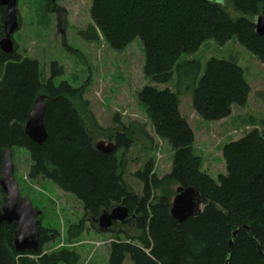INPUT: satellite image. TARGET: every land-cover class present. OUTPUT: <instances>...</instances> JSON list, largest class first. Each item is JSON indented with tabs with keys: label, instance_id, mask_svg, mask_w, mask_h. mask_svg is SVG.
Segmentation results:
<instances>
[{
	"label": "trees",
	"instance_id": "trees-1",
	"mask_svg": "<svg viewBox=\"0 0 264 264\" xmlns=\"http://www.w3.org/2000/svg\"><path fill=\"white\" fill-rule=\"evenodd\" d=\"M43 2L48 10L50 0ZM235 11L239 18L230 15ZM260 13L264 14V0H93L94 25L88 28L93 41L101 35L114 51L123 52L137 38L142 40L143 73L156 86H145L138 99L156 136L173 151L172 170L164 178L157 176L152 160L137 174L144 183L142 196L125 182L124 159L132 147L129 130L110 136L115 151L101 154L73 103L82 90L66 82L54 83L63 68L53 63L51 77L45 81L39 62L19 55L17 45L11 55L0 50V177L5 150L10 146L13 153L25 150L33 162L31 180L45 179L80 201L84 219L69 227V243L82 236L86 222L100 232L95 222L104 212L127 207L136 219L132 225H115L108 231L120 227L118 234L126 238L112 242L108 264H264V119L243 138L223 147L226 174L215 180L202 171L194 130L180 111L181 98L188 94L204 121L230 118L233 107H246L252 94L245 71L235 62L212 58L202 74L200 62L192 60L184 66L192 77L187 89H182L180 74L175 90L158 88L174 81L184 55H195L208 41L225 46L236 39L264 64V38L255 26ZM4 17L5 8L0 6V41L5 37ZM42 95L49 138L37 145L25 134V125ZM143 135L150 139L145 130ZM174 186L193 187L207 201L199 216L182 224L171 217ZM6 201L0 187V208ZM41 217L37 252H17V224L0 226V264L79 263L80 255L74 250L45 251L61 235L44 227ZM129 226L135 228V235L124 230Z\"/></svg>",
	"mask_w": 264,
	"mask_h": 264
},
{
	"label": "rangeland",
	"instance_id": "rangeland-1",
	"mask_svg": "<svg viewBox=\"0 0 264 264\" xmlns=\"http://www.w3.org/2000/svg\"><path fill=\"white\" fill-rule=\"evenodd\" d=\"M92 5L93 0H57L47 10L43 0H19L18 15L22 24L14 35L17 53L23 58L38 61L45 81L51 77V65L58 63L64 72L54 79L55 85L66 82L82 90L73 103L95 144L108 140L115 144L114 139L109 137H114L123 128L129 130L132 147L124 159L125 182L130 190L142 196L144 183L137 178V174L144 170L149 161H154L155 173L161 179L172 170V148L156 136L146 108L138 99L145 86L156 85L151 84L143 73L145 54L140 38L123 52L114 51L101 35L98 41L91 39L93 33L88 28L94 25ZM230 15L240 17L238 12H230ZM212 58L237 63L245 71L252 88L248 105L234 106L231 117L220 122L204 121L194 111L191 96L187 94L181 98L180 111L194 130V149L195 154L203 160L202 171L217 180L220 175L226 174L223 147L243 138L264 119V64L236 39L225 46L208 41L195 55L181 58L180 65L183 67L175 72L172 83L157 86L175 90L180 74L183 78L182 89H187L192 77L188 76L189 70L184 67L185 64L192 60L200 62L203 74L207 62ZM92 123L102 130L98 126L93 128ZM144 130L150 139L143 135ZM13 162L22 197L29 198L34 208L42 211L44 227L56 230L61 235L57 241L48 244L45 251L68 248L80 255L78 264H108L112 242L118 238L126 239L118 234L121 228H115L114 233H100L88 221L82 236L69 243V227L84 219L82 203L45 179L31 180L33 162L27 151L16 150ZM172 188L176 196L179 187ZM124 230L130 235L136 234L133 226Z\"/></svg>",
	"mask_w": 264,
	"mask_h": 264
},
{
	"label": "water",
	"instance_id": "water-1",
	"mask_svg": "<svg viewBox=\"0 0 264 264\" xmlns=\"http://www.w3.org/2000/svg\"><path fill=\"white\" fill-rule=\"evenodd\" d=\"M208 1L220 2L221 0ZM18 2L19 0H0V6L5 8L3 22L5 37L0 41V50L7 55H11L16 51L14 35L21 27ZM255 26L257 35L264 38V14L260 13L255 16ZM45 100L46 97L43 95L36 99L25 126V134L37 145H43L49 138L45 123L47 112ZM95 149L101 154L111 155L115 151V144L109 141H101L95 145ZM0 187L7 196L6 204L0 208V226L3 224H17L14 235V248L17 252H37L40 247L39 218L42 211L35 209L30 199L21 195L15 176L12 147L4 152ZM206 203L207 201L195 188L179 187L172 202L171 217L182 224L189 218L199 216L202 213V207ZM135 219L136 216L131 215L127 207L116 206L110 211L104 212L95 223L100 232H108L116 224L130 225ZM245 229L249 231V227H245ZM238 232L239 230L234 231L233 236L236 237ZM233 242L232 240L231 246Z\"/></svg>",
	"mask_w": 264,
	"mask_h": 264
},
{
	"label": "flooded vegetation",
	"instance_id": "flooded-vegetation-1",
	"mask_svg": "<svg viewBox=\"0 0 264 264\" xmlns=\"http://www.w3.org/2000/svg\"><path fill=\"white\" fill-rule=\"evenodd\" d=\"M57 0H50V3H51V5L53 4V3H55ZM132 224H134V221L130 224V225H132ZM116 225H119V224H116ZM115 226V225H114ZM123 226V225H122ZM114 228V227H113Z\"/></svg>",
	"mask_w": 264,
	"mask_h": 264
},
{
	"label": "bare ground",
	"instance_id": "bare-ground-1",
	"mask_svg": "<svg viewBox=\"0 0 264 264\" xmlns=\"http://www.w3.org/2000/svg\"><path fill=\"white\" fill-rule=\"evenodd\" d=\"M26 126V125H25ZM11 147V146H10ZM9 148V147H8ZM7 150V149H6Z\"/></svg>",
	"mask_w": 264,
	"mask_h": 264
}]
</instances>
